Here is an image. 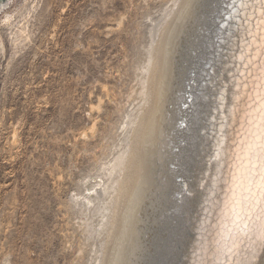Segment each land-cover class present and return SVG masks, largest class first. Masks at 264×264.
<instances>
[{
	"label": "bare ground",
	"instance_id": "obj_1",
	"mask_svg": "<svg viewBox=\"0 0 264 264\" xmlns=\"http://www.w3.org/2000/svg\"><path fill=\"white\" fill-rule=\"evenodd\" d=\"M231 3L170 0L161 7L163 15L157 22L149 18L153 23L138 46L131 67L134 85L114 125L112 144L108 143L107 153L99 156L102 158L92 172L83 175L68 195V209L81 221L86 247L83 264L146 263L145 251L150 250L154 236L149 229L152 224H147L151 214L144 215L154 191L165 192L166 212L170 211L163 223L165 233L161 231L166 240L158 258L160 264H214L216 257L210 249L215 241L226 236L230 242L235 227L233 209L238 210V205L232 209L228 205L233 195L238 201L243 191L246 162L242 166L241 157L245 140L254 150L261 141L259 136L243 135L248 125L244 123L245 105L236 91L237 68L223 64L228 49L237 64L242 54L247 56L241 47L245 33L237 21L230 20L226 28L228 43L216 39L224 35L219 24L224 23L222 14H228L224 9ZM198 25L205 31L202 38ZM187 28L189 37L198 39L193 42L198 53L193 48L192 58H182L178 63L181 67L192 59L189 75L190 67L184 65L180 72L174 59ZM225 70H229L226 77ZM174 71L180 72L176 80ZM189 102L190 112H186L183 105ZM185 112L188 127L181 130L176 121ZM237 173L240 184L233 182ZM155 221L152 219V223Z\"/></svg>",
	"mask_w": 264,
	"mask_h": 264
},
{
	"label": "rangeland",
	"instance_id": "obj_2",
	"mask_svg": "<svg viewBox=\"0 0 264 264\" xmlns=\"http://www.w3.org/2000/svg\"><path fill=\"white\" fill-rule=\"evenodd\" d=\"M168 1L23 0L0 50V264L85 261L68 195L112 144L149 18L157 22ZM189 36L187 28L174 55L188 75L192 59L178 63L198 53ZM163 192L146 202L154 237L144 264H158L163 253L170 214Z\"/></svg>",
	"mask_w": 264,
	"mask_h": 264
},
{
	"label": "snow or ice",
	"instance_id": "obj_3",
	"mask_svg": "<svg viewBox=\"0 0 264 264\" xmlns=\"http://www.w3.org/2000/svg\"><path fill=\"white\" fill-rule=\"evenodd\" d=\"M224 11L228 14H222L224 23L219 24L224 35H217L216 39L221 44L228 43L226 28L230 20L237 21L238 28L245 33L241 37V47L247 56L242 54L235 65L239 77L236 91L245 105L244 123L248 125L243 135L248 138L259 136L261 141L254 150L249 140H245L241 157L242 166L246 162L243 191L238 201L233 195L228 205L230 209L238 205V210L233 209L235 227L231 230L230 242L228 237L222 236L210 251L216 257L214 264H261L264 260V0H232ZM204 67H208L206 60ZM189 107L190 102L183 105V109ZM187 118L186 112L179 118V129L188 127ZM238 177L239 173L233 176L234 184H240Z\"/></svg>",
	"mask_w": 264,
	"mask_h": 264
},
{
	"label": "water",
	"instance_id": "obj_4",
	"mask_svg": "<svg viewBox=\"0 0 264 264\" xmlns=\"http://www.w3.org/2000/svg\"><path fill=\"white\" fill-rule=\"evenodd\" d=\"M22 2L23 0H0V50L17 16ZM233 26L236 27V25ZM230 54L232 53H230L228 49L226 52L227 56H224L223 64L226 63L227 66H230V68H234V64L236 65L237 62L234 60V55L232 54V57H230ZM229 70L223 71L224 77H226Z\"/></svg>",
	"mask_w": 264,
	"mask_h": 264
}]
</instances>
